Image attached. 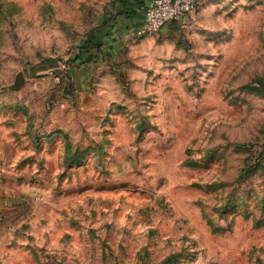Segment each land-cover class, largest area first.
Masks as SVG:
<instances>
[{"label":"rangeland","instance_id":"1","mask_svg":"<svg viewBox=\"0 0 264 264\" xmlns=\"http://www.w3.org/2000/svg\"><path fill=\"white\" fill-rule=\"evenodd\" d=\"M114 2L0 0V133L31 169L0 264H264V0L87 60Z\"/></svg>","mask_w":264,"mask_h":264},{"label":"crops","instance_id":"2","mask_svg":"<svg viewBox=\"0 0 264 264\" xmlns=\"http://www.w3.org/2000/svg\"><path fill=\"white\" fill-rule=\"evenodd\" d=\"M147 1L115 0L113 7L102 15L101 22L98 23L99 27L90 34V42L93 41L92 45L96 48V51L94 53L93 51L91 53L87 52V55H84L87 60L98 59V56L108 60L107 55L102 53V44H108L110 51L114 49L117 42L122 41L125 43V39L134 34L135 29L143 22L144 15L141 7ZM18 151L19 148L13 136L7 134V132L0 133V206L3 208L6 218L9 219L12 217L13 210L6 204L10 202L17 203V188L23 190V185H20L19 179L24 178L25 170H31L27 167L19 171L18 164L23 159H21V156L19 157ZM20 195H23V193ZM12 207H15V205ZM2 224L3 222L0 223V231Z\"/></svg>","mask_w":264,"mask_h":264},{"label":"built area","instance_id":"3","mask_svg":"<svg viewBox=\"0 0 264 264\" xmlns=\"http://www.w3.org/2000/svg\"><path fill=\"white\" fill-rule=\"evenodd\" d=\"M199 0H148L142 5L144 19L134 34L143 37L157 32L171 21H179L191 12ZM3 221V211L0 208V223Z\"/></svg>","mask_w":264,"mask_h":264},{"label":"water","instance_id":"4","mask_svg":"<svg viewBox=\"0 0 264 264\" xmlns=\"http://www.w3.org/2000/svg\"><path fill=\"white\" fill-rule=\"evenodd\" d=\"M25 81V74L23 71H20L17 75H16V79H15V83H16V87L21 86V84Z\"/></svg>","mask_w":264,"mask_h":264},{"label":"trees","instance_id":"5","mask_svg":"<svg viewBox=\"0 0 264 264\" xmlns=\"http://www.w3.org/2000/svg\"><path fill=\"white\" fill-rule=\"evenodd\" d=\"M90 40V39H89ZM87 46V45H86Z\"/></svg>","mask_w":264,"mask_h":264}]
</instances>
